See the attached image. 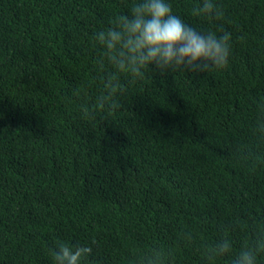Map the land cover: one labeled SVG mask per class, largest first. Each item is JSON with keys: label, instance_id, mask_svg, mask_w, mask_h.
<instances>
[{"label": "trees", "instance_id": "obj_1", "mask_svg": "<svg viewBox=\"0 0 264 264\" xmlns=\"http://www.w3.org/2000/svg\"><path fill=\"white\" fill-rule=\"evenodd\" d=\"M170 2L231 32L227 66L147 69L119 107L85 116L90 36L127 0H0V264H53L58 242L90 244L92 264L152 246L199 264L186 232L239 246L264 227V0H217L214 20L191 14L200 0Z\"/></svg>", "mask_w": 264, "mask_h": 264}, {"label": "clouds", "instance_id": "obj_2", "mask_svg": "<svg viewBox=\"0 0 264 264\" xmlns=\"http://www.w3.org/2000/svg\"><path fill=\"white\" fill-rule=\"evenodd\" d=\"M127 11L114 15L90 36L96 50L97 94L78 105L85 116L97 109L119 107L128 85L142 79L147 69L160 72H209L229 63L232 34L187 23L173 11L170 0H127ZM195 17L214 20L221 16L217 0H200L191 9ZM154 66V67H153ZM254 131L264 136V101L257 105ZM181 239L193 246L199 264H261L264 257V227H257L239 246L227 230L213 241L186 232ZM90 244L58 242L53 264H92ZM171 253L152 246L129 252L125 264H170Z\"/></svg>", "mask_w": 264, "mask_h": 264}]
</instances>
